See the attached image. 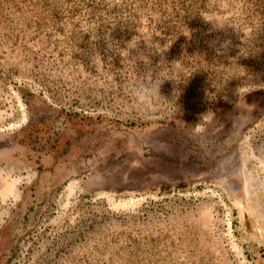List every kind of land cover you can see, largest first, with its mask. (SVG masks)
I'll return each instance as SVG.
<instances>
[{"label": "rangeland", "instance_id": "1", "mask_svg": "<svg viewBox=\"0 0 264 264\" xmlns=\"http://www.w3.org/2000/svg\"><path fill=\"white\" fill-rule=\"evenodd\" d=\"M0 264H264V0H0Z\"/></svg>", "mask_w": 264, "mask_h": 264}]
</instances>
